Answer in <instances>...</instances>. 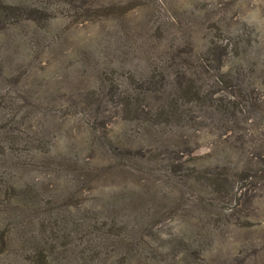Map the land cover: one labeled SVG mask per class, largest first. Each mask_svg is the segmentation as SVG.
<instances>
[{"label":"rangeland","instance_id":"1","mask_svg":"<svg viewBox=\"0 0 264 264\" xmlns=\"http://www.w3.org/2000/svg\"><path fill=\"white\" fill-rule=\"evenodd\" d=\"M0 104V264H264V0H0Z\"/></svg>","mask_w":264,"mask_h":264},{"label":"trees","instance_id":"2","mask_svg":"<svg viewBox=\"0 0 264 264\" xmlns=\"http://www.w3.org/2000/svg\"><path fill=\"white\" fill-rule=\"evenodd\" d=\"M14 7V4H6L5 5V8H8V9H11ZM72 9L75 10H81L82 9V5H72ZM33 12H36V13H39V14H46L47 16H50L52 13H48L49 11V8L48 7H40V8H37V9H33L32 10ZM4 112V113H3ZM6 110L5 108L0 104V116L1 114L2 115H10V113H6ZM2 117V116H1ZM15 122V117L14 115H12V118L10 119V122H8V120H6V122H4V118L3 120L0 121V131L2 132V134L6 137V138H2L0 139V151L3 152L4 149H5V140L7 139H11V141H14L16 138H20V134H19V131L20 130V124H18ZM18 126V128H17ZM9 128V129H8ZM4 131V132H3ZM7 131V132H6ZM13 132V133H11ZM28 165L27 164H23L22 167L24 168H28L27 167ZM12 188V190H16L19 192V195L23 194H27L28 192L25 190L26 188L25 187H18V186H11L10 189ZM110 232V236L112 237V241L115 243V245H118V244H124V240L126 241L127 240V237H122V233H121V230L119 229H112ZM34 260L36 263L34 264H48L49 261H47L46 259V255H41V256H35L34 257Z\"/></svg>","mask_w":264,"mask_h":264}]
</instances>
